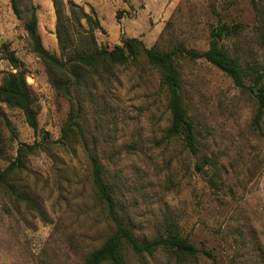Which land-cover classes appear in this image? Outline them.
Masks as SVG:
<instances>
[{
	"label": "rangeland",
	"instance_id": "obj_1",
	"mask_svg": "<svg viewBox=\"0 0 264 264\" xmlns=\"http://www.w3.org/2000/svg\"><path fill=\"white\" fill-rule=\"evenodd\" d=\"M58 1L67 36L79 46L91 33L97 45L109 48L133 35L148 47L166 50L183 42L203 51L218 19L240 22L241 29L221 44L248 75L261 71L256 25L264 18V0H71L90 21L79 19L76 8L71 14L68 0ZM18 3L20 19L10 0H0V80L5 72L24 71L39 132L19 109L0 101V171L16 162L19 148L22 153V165L6 178L22 197L0 183V264H84L113 233L114 223L92 186L87 149L104 167L116 217L139 240L172 227L214 256L183 264H264V115L261 129H255L253 94L204 59H181L183 105L197 140V152L191 153L180 137L163 139L170 123L166 91L159 71L144 58L87 75L71 89V104L52 86L24 28L33 3L43 46L62 57L53 0ZM121 9L127 14L118 22L113 14ZM10 53L16 68L6 58ZM71 114L78 115L77 126L64 138ZM39 142L32 152L24 146ZM123 259V264H178L163 251L148 255L125 248Z\"/></svg>",
	"mask_w": 264,
	"mask_h": 264
},
{
	"label": "trees",
	"instance_id": "obj_2",
	"mask_svg": "<svg viewBox=\"0 0 264 264\" xmlns=\"http://www.w3.org/2000/svg\"><path fill=\"white\" fill-rule=\"evenodd\" d=\"M123 2L128 3L129 0H123ZM53 3L57 21L56 36L62 57H57L43 46L37 30L38 16L36 6L33 3L30 4V15L24 23V28L29 40L30 50L46 65L52 86L57 91H60L71 104H73L71 89L80 86L87 75L89 77L100 75L102 74L100 71L109 72L112 67L132 62L138 58H144L159 71L161 85L166 91V108L170 115V123L164 131L163 139L180 137L187 149L191 153H196L197 140L194 126L183 105L179 61L181 59H204L229 76L235 86L253 94L256 110L252 125L257 130L261 129V121L264 115V85L262 83L264 79V60L261 71H255L253 75H248L241 67L238 59L232 56L221 44L222 39L233 35L241 29L242 24L240 22L228 24L222 19H218L216 24L210 28L208 47L203 51L187 47L183 42H177L166 50H162L156 45L148 47L138 37H122L120 44L109 48L106 45H97L91 33L88 36V42H82L81 46H79L72 45V41L67 36L64 20L62 19L61 3L58 0H53ZM67 3L71 14L75 13L74 8H76L78 9L79 19L91 20L90 15L81 6L76 5L71 0H68ZM10 7L14 15L20 19L22 17V9L18 0H10ZM126 14V10H117L115 18L120 22ZM261 14L263 13L261 12ZM94 26L98 27L99 23L94 21ZM256 32L258 44L262 47L264 54L263 15L260 18V23L256 25ZM6 58L15 66L12 53L8 54ZM0 101L8 107L19 109L27 125L35 133L39 132L38 113L34 107V100L29 91L23 70L16 68L14 72L3 73L0 80ZM77 116L72 114L69 116L63 131L64 138L69 136L73 126H77L75 121ZM42 133H44L42 134L43 139H47V133L45 131H42ZM24 146L27 151L32 152L35 147L40 146V142ZM87 156L91 166L93 189L99 200L106 206L114 223V231L106 237L100 246L87 255L84 264H123V250L125 248L135 253L148 255L163 251L175 257L178 264L185 262L196 263L199 255H204L214 260V256L208 250L198 248L187 236L181 235L172 227L164 235L154 237L151 240H139L132 229L118 219L114 213L115 203L112 189L105 180L104 167L98 156L89 149H87ZM203 162H208V159L204 158ZM20 165H22L21 148L18 150L16 162H10L5 169L0 171V183L8 186L18 198L22 197L21 194L6 178ZM196 166L201 168V164L197 163Z\"/></svg>",
	"mask_w": 264,
	"mask_h": 264
},
{
	"label": "crops",
	"instance_id": "obj_3",
	"mask_svg": "<svg viewBox=\"0 0 264 264\" xmlns=\"http://www.w3.org/2000/svg\"><path fill=\"white\" fill-rule=\"evenodd\" d=\"M121 10H123V9H121ZM113 15H115V12H114ZM37 16H38V15H37ZM52 18H53L52 13H51V12H50V14L48 13V20L51 21ZM99 18H100L101 24H103V20H102L103 18H101V17H99ZM124 20H125V17H122L121 22H123ZM37 30H38V33H39V27L37 28ZM39 35H40V33H39ZM129 37H135V36L131 35V36H129ZM118 44H119V43H118Z\"/></svg>",
	"mask_w": 264,
	"mask_h": 264
},
{
	"label": "water",
	"instance_id": "obj_4",
	"mask_svg": "<svg viewBox=\"0 0 264 264\" xmlns=\"http://www.w3.org/2000/svg\"><path fill=\"white\" fill-rule=\"evenodd\" d=\"M14 64H15V66H17V63L16 62H14Z\"/></svg>",
	"mask_w": 264,
	"mask_h": 264
}]
</instances>
